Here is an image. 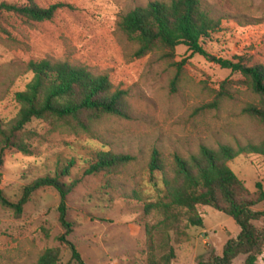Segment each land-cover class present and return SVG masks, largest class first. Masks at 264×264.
<instances>
[{"label": "rangeland", "instance_id": "obj_1", "mask_svg": "<svg viewBox=\"0 0 264 264\" xmlns=\"http://www.w3.org/2000/svg\"><path fill=\"white\" fill-rule=\"evenodd\" d=\"M169 1L0 0L43 9L66 6L43 23L11 13L0 15V124H9L19 111L15 94L24 91L33 77L28 63L46 57L105 74L115 87L129 92L128 119L106 117L94 126L92 135L53 130L33 121L28 127L36 133L30 156L14 150L0 153V188L14 203L23 187L74 162L63 181L83 179L67 198L73 225L68 240L86 264H148L146 228L158 218L145 215L143 202L133 199L131 190L153 194L146 169L153 150L169 162L173 154L188 156L201 145H245L264 137V123L243 112L256 97L241 75L216 63L241 57L248 67H264V0H200L222 18L221 29L202 42L206 56L191 55L183 46L176 49L175 63L185 61L181 71L157 52L135 58L136 44L117 26L130 10ZM223 82L229 95L218 98ZM98 151L128 154L134 161L109 186L104 173L83 176L86 162ZM228 166L250 193L256 192V183L264 189V157L245 154ZM59 203L58 192L45 187L33 194L20 218L0 207V264H34L49 248L60 249L59 264H77L57 239L64 234ZM254 211H264V202ZM198 212L203 228H189L187 237L171 233L172 264H198L201 258L220 256L225 243L240 234L230 217L208 207H199ZM254 224L264 230V221ZM243 261L239 257L233 264ZM256 264H264V255Z\"/></svg>", "mask_w": 264, "mask_h": 264}, {"label": "trees", "instance_id": "obj_2", "mask_svg": "<svg viewBox=\"0 0 264 264\" xmlns=\"http://www.w3.org/2000/svg\"><path fill=\"white\" fill-rule=\"evenodd\" d=\"M65 7L55 4L43 9L33 4L1 3L0 15L11 13L27 22L43 23L51 21L57 11ZM221 22L222 18L215 16L200 0H170L130 10L120 17L117 26L136 44L135 58L157 52L161 60L181 71L185 61L175 63L176 49L183 46L191 55L206 56L202 42L220 31ZM236 61L218 59L216 63L222 69L241 75L246 88L256 97V102L247 105L243 112L250 119L264 123V67H248L241 57ZM27 67L33 77L24 91L15 94L19 111L9 124H0L1 155L10 150L25 156L32 154L30 141L36 133L28 127L33 121L47 123L53 130L64 128L74 134L92 135L94 126L106 117L129 118L128 90L115 87L107 75L51 57L30 61ZM220 87L218 98L228 97L226 82ZM245 154L264 157V137L258 143L245 145L223 144L217 148L201 145L196 153L188 156L173 154L169 162L158 150H153L146 166L153 194L144 196L145 192L131 190V197L143 202L145 215L158 218L146 228L148 264H172L175 251L169 245L170 235L187 237L189 228H203L199 207L230 217L240 228V234L225 243L220 256L201 258L198 264H233L239 257H244L242 264H256L263 257L264 230L254 224L264 221V211H254L264 202L263 186L256 183V192L250 193L228 166ZM133 161L134 157L128 154L98 151L86 162L83 176L104 173L111 186L115 177ZM73 164L72 161L54 176L39 178L23 187L16 203L9 201L0 188V207L20 218L34 193L45 187L54 188L60 196L59 222L64 229V234L57 239L68 247L73 261L86 264L68 240L73 225L67 216V198L83 179L63 181ZM59 262L60 249L49 248L39 254L34 264Z\"/></svg>", "mask_w": 264, "mask_h": 264}]
</instances>
